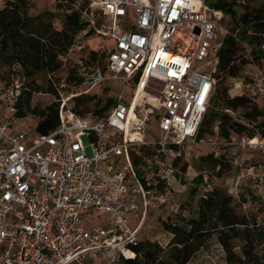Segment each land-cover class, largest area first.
I'll return each instance as SVG.
<instances>
[{"label":"built area","instance_id":"2783aa9c","mask_svg":"<svg viewBox=\"0 0 264 264\" xmlns=\"http://www.w3.org/2000/svg\"><path fill=\"white\" fill-rule=\"evenodd\" d=\"M222 17V10L198 0H88L81 10L84 26L63 62L84 49L82 40L90 35L114 44L96 49L102 64L84 69L78 89L61 97L58 125L40 133L11 130L0 120V264H117L133 254L139 226H128V214L143 218L150 207L169 208L178 182L177 149L194 141L214 94L215 72L203 69L210 65L206 58L217 59ZM120 77L133 88L125 96L123 85L105 114H79L67 104ZM244 86L264 106V72H250ZM18 92L7 89V99L14 101ZM152 117L156 128L148 129ZM213 127L216 144L258 153L245 164L234 161L239 169L231 192L237 197L247 183L264 199V136L221 137L218 123ZM146 146L145 160L137 148ZM97 217L101 222L92 225Z\"/></svg>","mask_w":264,"mask_h":264},{"label":"rangeland","instance_id":"374dc122","mask_svg":"<svg viewBox=\"0 0 264 264\" xmlns=\"http://www.w3.org/2000/svg\"><path fill=\"white\" fill-rule=\"evenodd\" d=\"M28 1L29 4L23 12L28 15L40 14L44 17L47 14L46 12H51L53 13L50 16L51 22L57 29L61 28L64 13L72 7L71 0ZM85 1L88 2V0ZM246 1L249 3L247 4L250 10L256 6V2H252V0ZM56 2L59 3V8H57ZM3 3L4 0H0V6ZM198 3L202 6L205 4V0H198ZM236 6L238 11L237 16H239L244 11V8L240 6L239 0H237ZM222 15L224 16L223 11ZM231 27L232 23L229 17L228 19L221 18L216 29L217 41L222 40L224 35L232 32L234 35H237L236 30L232 31ZM247 33L256 34L252 36H257L255 40L261 52L258 53L257 57H254L250 53V46L245 42L239 41L236 58L232 62L240 66V71L235 78L226 76L218 68L216 70V58L205 59L206 61L210 60V65L204 66V71L213 73L216 70L215 74L224 77L222 82L220 78H216L213 97H216V91L221 84L228 88V95L230 96L236 94L248 95L244 84L250 76V72L255 70L264 72V31L261 33H252L249 30ZM113 44L114 40L112 38L101 35H90L84 38L81 43L83 48L87 47L89 49L110 47ZM82 54L84 55V49L68 55L66 64L68 63L70 65L71 62L77 61L78 56ZM99 62L102 64V58ZM66 69L67 67L60 68L51 75V78L43 73H39L36 76V80L44 89L32 93V105L43 107L55 101L58 96L59 98L66 97L71 91L78 89V86L67 79ZM3 76L9 78L8 85L10 86H6ZM26 81L25 77L19 72L11 73L8 67L0 62V120L8 124L11 130L40 132L39 129L44 126L42 125L43 122L38 121V117L36 118L30 114L20 118L11 116L13 113L11 106H13L14 101L7 99V89L13 87V89L19 90ZM48 81L53 83V86L57 89V95L45 91ZM240 82L243 83L242 86H238ZM123 85V92L126 96L132 90L133 85L131 84L130 86V83L127 82L124 83L121 77L120 79L105 80L91 91H96L99 99L103 103L106 96H118ZM148 91L155 92V89L148 88ZM213 97L210 104L214 101ZM252 100L261 106V100L259 98L254 96ZM72 102L73 100L70 99L67 101V104L72 106ZM214 103L216 107L223 109L233 118L241 119L242 110L238 109L233 111L229 109L227 111L225 109L228 108H223L222 105H217L216 102ZM86 105L91 109L92 103L88 102ZM156 122V117H152L148 124V129L156 128ZM213 126L211 133L205 134L200 140L195 138L194 141L185 143L177 149L180 155L174 158L173 165L176 168L174 175L179 183H176L175 190H173L174 188L170 190L169 208L163 206L150 208L143 218L139 214L130 212L128 214V226L131 229L139 226V231L137 232L139 242L156 241L162 248H166L172 238V233L165 229L164 223H183L186 220H194L198 222L200 231L205 232L204 236L206 240L201 248L185 264H264V199L260 198L257 192L250 188L247 183L238 187L239 192L237 197L231 192L234 187V183L231 180L239 169L236 163L245 164L249 159L254 160L256 155L253 156L248 150H237L216 144ZM148 129L146 135L150 137L152 133ZM149 149L150 147L148 146L137 148L140 154H146L143 157L145 160L150 156ZM87 153H91L89 147L87 148ZM245 157H248L246 161H244ZM235 160H237L236 163L234 162ZM199 176L201 180L198 181L197 178ZM155 188L156 190H161L163 187L158 184ZM210 196L218 199L220 210L219 212L215 211L214 214L212 212L213 215H209L207 217L209 219H207L205 218L206 216L202 217L200 213V201ZM210 216L212 219H210ZM105 217L106 220H111V217H107V215ZM106 220H103V222L106 223ZM99 222H101V219L98 217L90 221L92 225ZM225 223L229 224L226 225ZM178 247L181 248V245H178ZM134 256L135 251L133 250V254L127 259L133 258ZM99 263L95 259L92 264Z\"/></svg>","mask_w":264,"mask_h":264},{"label":"trees","instance_id":"16d2710c","mask_svg":"<svg viewBox=\"0 0 264 264\" xmlns=\"http://www.w3.org/2000/svg\"><path fill=\"white\" fill-rule=\"evenodd\" d=\"M71 2L72 7L64 13L61 28L58 29L51 22L50 16L53 15L51 12H46L45 17L40 14L28 15L23 12L29 4L28 0H4L3 5L0 6V62L6 65L11 73L19 72L27 80L19 89L13 106H11L13 111L11 116L20 118L30 114L38 117V121L43 122L44 126L39 129L40 133H45L58 125V108L61 98L58 96L55 101L43 107L32 105V93L44 89L36 80V76L43 73L51 78V75L60 68L67 67V79L78 86L83 80L82 71L88 69L91 64L100 61L103 56L96 49L86 47L84 55H80L82 61L71 62L70 65L63 62L62 57L72 44L74 34L84 26L81 10L87 2L85 0H71ZM252 2H256V6L250 10L246 0H239L244 11L237 16V0H205L208 6L222 10L224 12L222 19L229 17L232 31L236 30L237 35L232 32L222 37L221 46L217 51L216 70L218 68L228 77L235 78L240 71V66L232 63L236 58L239 41L250 46V53L254 57H257L261 52L256 44L257 36H252L256 34L247 32L249 30L252 33L264 31V0H252ZM56 6L59 8L58 2H56ZM7 76H3L4 83L6 86H10ZM215 76L220 78L221 82L224 79L219 74H215ZM137 80L138 75L134 77V82ZM45 91L57 95V89L49 81ZM213 98V103L208 105L199 125L196 134L197 140L203 138L205 134L211 133L215 122L219 125L221 137L240 133L248 135L258 133L264 136V106L262 102L259 106L247 94L230 96L228 88L222 84L219 85L216 97ZM71 99L73 100L72 110L76 113L85 114L92 111L97 116L105 114L115 102L114 97L106 96L102 103L96 91L71 97ZM88 102L92 103L91 109L86 105ZM214 102L233 111L242 110L241 119L233 118L223 109L216 107ZM138 157L136 156L135 160ZM197 180H201V177L199 176ZM200 207V213L202 217L206 216L205 218L220 210L218 199L213 196L201 199ZM211 216L210 219H212ZM164 227L172 233V238L166 248H162L156 241H141L138 245L133 246L135 251L133 258L121 259L117 264H185L206 240L205 232L200 231L198 222L194 220H186L183 223H164ZM178 245H181V248Z\"/></svg>","mask_w":264,"mask_h":264},{"label":"bare ground","instance_id":"6f19581e","mask_svg":"<svg viewBox=\"0 0 264 264\" xmlns=\"http://www.w3.org/2000/svg\"><path fill=\"white\" fill-rule=\"evenodd\" d=\"M145 79H146V76L144 75V76L141 78V81H140V83H139V85H138L137 93L143 91V89H144Z\"/></svg>","mask_w":264,"mask_h":264},{"label":"crops","instance_id":"0c3cea01","mask_svg":"<svg viewBox=\"0 0 264 264\" xmlns=\"http://www.w3.org/2000/svg\"><path fill=\"white\" fill-rule=\"evenodd\" d=\"M243 150H244V149H243ZM250 153H251L253 156H255V155L258 156V153H256V151H250ZM150 208H152V207H150ZM150 208H148V209H150Z\"/></svg>","mask_w":264,"mask_h":264},{"label":"water","instance_id":"95a60500","mask_svg":"<svg viewBox=\"0 0 264 264\" xmlns=\"http://www.w3.org/2000/svg\"><path fill=\"white\" fill-rule=\"evenodd\" d=\"M195 30H196V32L198 31V29H197V28H196Z\"/></svg>","mask_w":264,"mask_h":264}]
</instances>
